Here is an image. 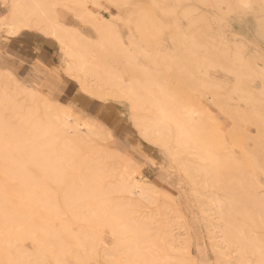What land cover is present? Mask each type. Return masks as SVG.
Instances as JSON below:
<instances>
[{"label": "rangeland", "instance_id": "374dc122", "mask_svg": "<svg viewBox=\"0 0 264 264\" xmlns=\"http://www.w3.org/2000/svg\"><path fill=\"white\" fill-rule=\"evenodd\" d=\"M51 1L54 2V0ZM66 1L55 0L58 22L65 24L59 16L62 11L70 14L72 19L65 25L78 30L82 37L89 39L93 43L92 48L90 45L92 43L89 44L88 50L91 48L90 58L96 60V63L101 61L102 65L109 67L112 74H116V77H118L114 78L115 76L111 75L110 77L113 76L114 78L112 82L110 77H107V74L110 75L111 72L107 73L106 70L108 69L106 67L104 70L106 74H103L102 69L104 68H102L99 75L103 78V83H106L105 86H99V88L97 87V77L89 76L85 81L86 86H80L77 82L78 78L68 76L71 89L75 91V94L72 93V99L70 95L62 97L60 93H57L58 91H53L52 87L55 79L50 76L51 73L44 84L36 86L34 80L19 75L15 70L7 67L10 66L8 62L0 60V70L3 72L1 73L6 74V71L15 73L16 76H14L18 78V84L22 88H27L26 91H34L33 93L38 92L36 99L39 98V93H41L52 101L55 106L60 108L69 107L79 117L84 116L94 121L98 126H102L105 132L108 133L109 131L106 135L107 138L105 137L106 139H96L95 137L92 138V142L88 143V145L92 143L91 146L95 147L94 149L96 152L99 151L98 153L91 146V150L88 151V145V149L85 148V145L81 149L74 148V154L77 153L75 158L71 159L74 168L80 165H88V162L95 165L94 163L96 162L100 170L106 172L99 181L101 188L104 187V190L108 184L116 183L121 171L126 170L128 174L132 173L141 182L143 181L142 184L147 187L146 189L151 193V196L145 200H139L137 196L133 198L124 193H105L97 198V202L96 198L89 197V199L85 196L84 198L80 197V199L79 197H71V195L69 202L68 199H64L65 195L63 194L69 185L72 184L74 185L73 187L76 185L75 188L79 186L81 190L78 191L81 192L83 190V193L86 191L85 187H92V182L87 178L82 179L80 171L76 174L77 177H80L76 180L77 182L69 181L66 178L62 179L60 183L51 181L47 184L48 187L46 186L49 191L47 192L51 195L50 199L42 197L45 201L39 198V200L35 199L32 202L19 201L18 203L7 205V207L17 210V213L21 212V215L31 216L29 223L32 229L34 228L35 230V238L26 237L22 241H17L19 244L16 243V240H14L15 242L13 241L15 246L18 244L16 247L21 246L22 256H28L27 261L30 262L31 260V264L42 260L46 264H61L66 261L70 262V264H118L115 261L120 264H127L125 261L128 260H131V262L134 260V264H242V262L251 261L255 258L256 261L259 257L256 256L259 254V251L255 250L256 247L259 248L260 252L261 248L264 247V218H261L263 223L259 220L260 218H257V221L258 206L257 204L254 205L256 200H259V196L264 197V87L261 85V81H264V45H262L259 33L260 18L261 14L264 13V6H262L264 0ZM62 2H65V4L60 5ZM248 3L253 5L252 9L244 7ZM87 13L91 14H89L90 17ZM250 15L256 17V23L252 27L248 25ZM178 16L185 17L191 24L189 31L178 30L167 23V21ZM5 18L1 19L0 23ZM98 19L110 20V22L105 20L106 23L101 24L103 26L108 24L105 27L106 29L107 27L109 28L108 33H106L107 41L104 43L101 39L102 33L98 29L101 22ZM56 44L58 49L56 47L54 49L57 55L54 60L57 63L54 65L58 66L61 75H66L60 60L59 45L58 43ZM238 47L240 49L239 55L237 54ZM201 59L202 61H200ZM97 60L99 61L97 62ZM231 63L233 64L231 65ZM228 72L235 73V78L229 77L226 79ZM105 75L107 79H105ZM33 78L35 77L33 76ZM136 78L137 80H134ZM146 79H149V82L152 81L148 83ZM132 80L137 81L136 84L140 82L141 85L137 84L139 91H143L142 89L145 87L147 90L152 87L155 91L157 90L156 93L158 94L162 92V94H165L166 92L167 98L170 95L169 98L171 99L169 106H173L174 110L178 108V112L183 117L188 116L191 121L193 120L199 125V132H197L198 129L196 128L198 125L192 129V131L194 130L192 138L193 140H198H195L198 148L192 149V153L185 152L186 156L184 154L181 156L184 157L182 161L185 162V167L181 162L175 161L169 153V148L167 149L153 141V134L140 131V127L136 123L133 124L134 111L131 108L128 109L129 105L122 101L119 96L115 99V95L119 93V89L116 88L124 89L132 83L135 84ZM89 86H93V88ZM95 86L98 90L100 89L99 91L102 94L104 93L103 95H106L107 91L111 92L110 94L113 98H103V95H97L99 92ZM88 87L90 88L89 91H93V93L94 89H96V95H94L95 93H90L87 90ZM158 87L160 89L163 87L162 91ZM115 89L116 91L118 90V93L115 92ZM154 90L151 93L156 94ZM21 98L23 96H19V101L24 102L25 100L28 103L26 94L25 99ZM255 98L257 100L253 101ZM175 107L177 108L175 109ZM39 113L44 118L45 111L43 108ZM257 113L259 114L258 116ZM6 115L8 117L11 115L7 110L3 117L8 122H11V119L8 120L9 118ZM11 124L13 125V123ZM193 124L195 125V123ZM170 145L173 144L170 142ZM202 146L210 152L212 151L211 154L218 156L217 160L220 161H207L203 158L200 149ZM79 154H82V156ZM91 154L95 156L93 155L94 157L92 156L90 161L86 158L89 157L88 155L91 156ZM84 155H87V157ZM99 156L100 158L98 159ZM224 157H227V159ZM141 159L146 162L150 161L155 167L149 168L147 163L141 164ZM73 160H75V163ZM80 162L82 163L79 164ZM106 164L108 165L107 170L106 167H103ZM107 175L110 177L107 178ZM83 180H87V183ZM82 182H85L86 185ZM239 183L242 187H240ZM41 189L36 188L39 194H41ZM92 199L95 201L93 200L94 202H92ZM232 199L233 201H239L237 204L238 213L233 217L235 221L231 220L233 221L232 223L236 224L237 234L240 233L239 237L241 239H236L238 242L236 240L232 242V239L228 238L226 240V233H224L226 224H224L225 220L222 217V210L225 211L227 203H231ZM131 202L134 205H131ZM96 203H99L100 206L102 204V208H98L99 206L95 207L97 206ZM113 204L114 206L116 205L117 208H115L117 210L122 209V213L123 210L133 213L130 212L129 215L128 213H123L120 216L118 215L120 210H112L114 208ZM79 205L83 206L80 207ZM84 205H86V208ZM241 206L243 207L240 209ZM87 207L89 208L87 209ZM244 209L252 211L251 213L255 212L253 213V217L255 216L254 221H257V223L260 221L261 224L254 222L252 226V221H248L245 218V214H243L245 217L243 215L241 217ZM23 211L25 213H22ZM125 214L129 216L128 220L124 219L123 216ZM90 215L96 217H94L95 219L93 218L96 220L94 221L95 223L84 220L86 216ZM103 216L110 217V219L112 217L113 219L116 218V223L119 221L118 224L124 222V224L120 225L123 228L125 227V222L126 224L132 223L129 220L131 217L135 218L136 216H140V218L149 216V220L152 223L148 224L150 231L147 226L146 228L142 227L146 230H140L141 227H137V224L135 230L133 229L134 227L129 229V231L134 230V233H137L136 236L141 241L138 242L134 237L135 234L129 231L124 236L122 235L118 238L114 236L110 227L101 224L105 220ZM98 218L102 221L100 220L99 222ZM119 218L121 219L119 220ZM19 221L16 224L17 226L18 223L23 222L22 224H26L27 222L23 217H20ZM127 221L129 222L127 223ZM214 226H219L215 231H220L219 240L223 241L225 247H219L224 250V253L221 252V254L218 248L215 247L216 240L212 238ZM39 227L42 229L40 230ZM64 228L69 229L67 230L69 232L67 233ZM43 230L46 236L44 233H41L44 236L40 235V231L43 232ZM121 231L124 232V229ZM140 231L143 233L141 236ZM174 234L178 235V241L182 246H180L181 248L178 251L170 248V241L172 236H175ZM242 234L243 236L247 235L246 238L242 239ZM131 235L133 239L135 238L132 240L137 246L131 243L133 241L128 242L129 238L131 240ZM144 235L145 237H142ZM94 237L97 238L95 239ZM141 237L143 240L145 238V240L143 241ZM259 237H262V239ZM80 238L82 241L79 240ZM115 239L122 241H118L117 245L127 242L121 247H116V245H113V243H117V241H114ZM39 240L48 249L44 248L45 250H43L42 246L41 249L37 248L39 247L37 245ZM241 240H246L248 243L252 241L254 246L256 244L259 246H255L251 250L247 249L251 252L247 250V252H244L241 244L245 242L242 241V243ZM60 244L65 249L63 256L61 251H59L61 254L59 252L55 254V250L63 248L59 247ZM78 244L83 247L80 245V248ZM93 244H95L94 247H92ZM23 248L28 251L26 252ZM91 248H95L96 251H91ZM133 249L135 251H131ZM24 251L25 253H23ZM31 251H36L34 252L35 255ZM50 252H53V255L55 254V259L51 258L48 261L46 254ZM29 253L32 255H29ZM104 253H107V256ZM58 254L60 258L56 257ZM100 254H103L104 258ZM108 254L112 255L109 256ZM137 254L138 256L141 254L140 257H142L136 258ZM133 257L134 259L132 260ZM40 258L42 259L40 260ZM82 259L85 262H82ZM107 259L111 260L107 261Z\"/></svg>", "mask_w": 264, "mask_h": 264}, {"label": "bare ground", "instance_id": "6f19581e", "mask_svg": "<svg viewBox=\"0 0 264 264\" xmlns=\"http://www.w3.org/2000/svg\"><path fill=\"white\" fill-rule=\"evenodd\" d=\"M7 1H6V3H7ZM77 1H73V2H77ZM79 1H81V0H79ZM2 2H3V0H2ZM65 2H67V1L65 0ZM65 2L60 3V5L65 4ZM82 2H81V4L84 3V2L83 3ZM8 4H9V1H8ZM9 5L11 7V13L9 15H7V17L2 21V23H0V28L4 29L6 31L5 33H7V35L9 34V35L13 36V34L17 33L18 31H20L24 28H29V29L33 28V29H37L38 31H41L43 34H45L46 36H48L52 40H54L56 43H58L59 52H60V60H61V63L63 64L64 74H66L67 76H72L74 78H78L77 82L80 84V86H83L86 84L85 81L88 79L89 76H92V77L94 76L95 78L97 77V79H96L98 82L97 87L105 86L106 82L103 83V78L101 77V75H99V73L101 72L102 68H104V69H102L103 74H106V73H104L106 71H107V73H110L111 70H109V67H107L106 65H102L101 61L97 60V62L99 61V63L102 65V67L99 63L95 62L96 60H93L90 58L91 55H89V53L91 52L90 50L93 47L92 46L93 43L90 42L89 39L82 37L81 33H79L78 30L71 28L70 26H66L65 24H60L58 22L57 9H56L57 4L55 3V0H54V2L51 0H10ZM66 5H67V3H66ZM84 12H86V11L84 10ZM87 14L89 15L90 13H87ZM90 15H89V17H90ZM105 20L107 22H110V20H108V19H104V20L101 19V20H99L101 22H100V25L98 27L99 32L102 33L101 39H102L103 43L105 41H107V38H106L107 34L106 33H108V31H109V28L107 27V29H108L107 30L105 27L108 24H106L105 26L101 25L102 23H106ZM99 21H98V23H99ZM151 24H153V23H151ZM95 25H96V23H95ZM103 35H104V37H103ZM112 38H114V37H112ZM115 38H116V36H115ZM100 42H101V40H100ZM90 43H92V44H90ZM89 44L91 45L90 50H88L89 46H90ZM103 52H104V50H103ZM200 61H202V59ZM200 64H201V62H200ZM214 64H216V63H214ZM232 64L233 63H231V65ZM216 65H218V64H216ZM216 65H214V66H216ZM106 67L108 70L104 71L106 69ZM1 72L2 71L0 70V264H31V262H32L31 260H30V262L27 261L28 256H25V257L22 256V253H21L22 251L20 249L21 246L16 247L19 244L17 242L19 240L22 241L26 237H29L31 239L35 238V230H34V228L32 229V227L29 223L31 216L21 215L20 214L21 212L17 213L16 212L17 210L12 209V207H7V205L8 204L12 205V204L18 203L19 201H21V202H24V201L32 202L33 200L35 201V199L39 200V198H40V200L45 201L44 199H42V197L45 199H50L51 195L48 193L49 191L46 189V186L51 181H55V183L56 182L60 183V181H62V179L66 178L67 180L69 179V181L75 182L78 178L82 177V179L87 178L92 182V185H91L92 187H85L86 191L83 193H82L83 190L81 192H79L81 190V188H79V186L77 188H75L76 185H75V187H73L74 185H72V184L69 185L68 188H66V191L64 190L65 193H63L65 195V197L63 196L64 199H68V200L71 199V197H74V198L83 197L84 198L86 196L88 198L89 197L94 198V199L96 198L95 200H97V202H98L97 198L101 197L102 194H105V193H107V194L108 193H110V194L111 193L112 194L113 193H124V194H128L130 197H133V198L137 196L139 200H145L151 196L150 195L151 193H149L148 190L146 189L147 187L144 186L139 179H137L138 177L136 178L132 173L128 174L126 170L121 171V173L119 174V178H117L118 181L116 183H114V184H112V183L108 184L107 183L108 185L106 184L107 186H105V188H106L105 190H104V187L101 188L102 186H100L101 184L99 181L106 174V172L100 170V167L98 165H96L97 164L96 162L94 163L95 165L89 164L88 160H90V158H92V156L94 154L93 155L91 154V156L88 155L89 157H87V155H84L87 157V158L86 157L85 158L88 159V160H86L88 162L87 163L88 165H84V166L80 165L79 167L74 168V165L71 162L72 161L71 159H74L75 155H77V153L74 154V148L75 149L76 148L81 149V147L82 146L84 147V145H85V148H87L89 146V149L87 148L89 151V150H91L90 146L92 145V143H91V145H88V143L93 141L92 138L96 137V139L97 138L103 139L106 137V135L109 133V131H108V133L105 132V130L103 129L102 126H98L94 121H92V120H90L84 116L79 117L77 115V113L69 107L65 106L66 108L65 107L60 108L59 106L58 107L55 106L52 101L47 99L41 93H39L40 94L39 98L36 99V95H38L37 94L38 92L33 93L34 91L30 92V91H26L27 88L26 89L22 88L21 85L18 84L19 80L17 77H15L16 76L15 73L13 74L12 72L10 73V72L6 71V74H2L3 72L2 73ZM205 74H207V73H205ZM111 75H113L112 72L110 73V75L107 74V77L108 76L110 77ZM113 76H115L114 78L118 77V76L116 77V74ZM113 76L110 77L112 82L114 79ZM105 77H106V75H105ZM107 77L105 79H107ZM134 80H137V78ZM147 81H148V83H150L152 80L149 82V79H148ZM132 82H135V81L132 80ZM136 82H135V84L134 83L130 84L129 87L124 88V89L117 87L116 89H119V91L117 90L119 93L115 89V92L118 93L117 95H115V99L117 98V96H119V98L122 101H125L129 105L128 109L131 108V110H133L135 113V114L133 113L134 114L133 115V122H134L133 124L136 123V125H138L141 129V130L139 129L140 131H143L144 133L150 132V134H153V138H154L153 141L161 144L162 146L166 147L167 149L169 148V150H170L169 153L172 155V157L175 159V161L181 162L183 164V166L185 167L186 164L184 161H182L184 157H181V156H182V154H184L187 151L189 153H192V149L198 148L196 145V141H198V140L195 139L196 140L195 141L192 138L194 136L193 135L194 130L192 131V129H194L195 126L198 124L196 122H193V120L191 121L190 117H188V116L183 117L182 114L180 112H178L177 107H175V109L176 108L177 109L174 110L173 106L172 107L169 106L170 105L169 102H171L170 101L171 99L169 98V96H170L169 94H168L169 96L167 98L166 92H165V94H162L163 92L161 94H158V93H156L157 90L155 91L154 88H152V87L151 88L148 87L149 90H147V89H145L146 88L145 84H144L145 86H143L145 88L142 89V87L140 86L141 85L140 82H138L140 84L138 86H140V88L145 92H143L141 90L139 91V89L137 87L138 83L136 84ZM99 83H100V85H99ZM239 85H241V84H239ZM89 87H88V89L86 88L88 91L90 90L91 87L93 88V86H91L90 88ZM97 87L95 86V88H97ZM237 87H239V86H237ZM162 88L160 89L158 87V89H160L161 91H162ZM150 89L154 90V92L156 94L151 93L153 91L152 90L150 91ZM91 90H93V89H91ZM99 90L97 88V91L99 92L97 95H99V94H100L99 96L103 95L104 93L102 94V92H100ZM95 91H96V89H94V93H95ZM112 91H114V90H112ZM89 92L93 93V91L92 92L89 91ZM107 92H106V95H103V98H107V97L113 98V96H111V94H110L111 92L110 93H109V91H107ZM158 92H159V90H158ZM25 94L27 95L28 103H26L25 100H24V102H22V101H19V99H18L19 96H23V98H21V99H25ZM170 94H172V93L170 92ZM94 95H96V93ZM235 95H237V94L235 93ZM42 97H43V99H42ZM171 97H172V95H171ZM173 98L174 97H172V99ZM256 98H257V95H256ZM256 98L253 101H256L257 100ZM252 99H254V98H252ZM260 101H261V99H260ZM253 104H254V102H253ZM174 105H175V103H174ZM42 108L45 111L44 118H42V116L39 113L42 110ZM6 110L8 112H10V114H11V115H9V117L6 115L9 118L8 120L11 119V122L10 121L8 122L3 117ZM258 115L259 114L257 113V116ZM11 123H13V125L14 124L15 125L13 126ZM193 123H195V125ZM196 128L198 129L197 132H199L200 131L199 125H198V127L196 126ZM200 129H201V127H200ZM199 135H200V133H199ZM111 137H112V135H111ZM170 142L173 145H170ZM206 142H208V141H206ZM94 148L95 147H92L93 150H95ZM200 149H201V156L203 158H205L207 161L208 160L209 161H216L217 160L218 156H213L211 154L212 151L210 152L207 148H205L203 146H202V148L200 147ZM190 150H191V152H190ZM95 152H96V150H95ZM98 152H96V153H98ZM91 153H92V151H91ZM82 154L81 155L79 154V155L82 156ZM184 156H186V155L184 154ZM99 158H100V156L98 157V159ZM187 159L189 160L190 158H187ZM225 159H227V157ZM184 160H186V159H184ZM188 160H186V161H188ZM74 161L75 160H73V162ZM86 161H84V162H86ZM219 161L220 160H217V162H219ZM81 163L82 162H80L79 164H81ZM256 163H257V161H256ZM103 167L104 168L106 167V170H107L108 165L106 164V166L104 165ZM78 171H80L79 173H81L80 177H77V175H76L78 173ZM108 177H110V176L107 175V178ZM83 181H85L87 183V180H83ZM85 182L84 183L82 182V183L86 185ZM240 187H242V185ZM36 188H42L41 194H39L37 192ZM106 195H103V196H106ZM124 198H123V202H124ZM232 198H233V196H232ZM260 198H262V199H260ZM263 198L264 197L259 196V200H256V203H254V205L257 204V206H258L257 207L258 208V212H257L258 214H256V215H258V217H256V219L260 218L259 219L260 221L262 220L261 219L262 217L264 218V201H263ZM94 199H92V202L95 201ZM127 201H129V200H127ZM232 201H233V199H232ZM232 201H230L231 203H227L228 205L226 204L227 208L224 207L225 211L222 210V217L225 220L224 224H226L225 225L226 227L224 229V233H226L225 239L226 238L232 239V242H233V240H236L239 238L241 239V237H239L240 233L237 234L238 230L236 229V224L232 223L233 221H231L233 219L234 215H236V213H238V211H237L238 205L237 204L239 201L238 202H237V200L233 201V202ZM69 202H70V200H69ZM78 203H79V201H78ZM42 204H43V202H42ZM96 204H97V206H95V207L99 206L98 208H100L102 206V204H101V206L99 203H96ZM114 204H113V206H114ZM124 204H126V203H124ZM132 204L133 203L131 202V205ZM47 205H49V204H47ZM76 205H78V204H76ZM239 205H240V203H239ZM82 206H80V207H82ZM85 206L86 205H84V207ZM87 206H89V205L87 204ZM119 206H120V204H119ZM135 206H136V204H135ZM115 207H116V205L114 206V208L112 210H114V211L120 210L119 213L117 212L118 215H120V216H122L121 214H123V213H128V215H129L131 212V211L125 212L123 210V213H122L121 212L122 209L117 210L116 209L117 207L116 208ZM242 207L243 206H241L240 209ZM248 207L249 206H247V208ZM88 208L89 207H87V209ZM71 209L73 210V208H71ZM94 209H96V208H94ZM109 209H111V207H109ZM248 209H250V208H248ZM59 210H58V212H60ZM24 211L25 212L28 211V213H29L28 208H27V211L26 210H24ZM24 211L22 213H25ZM77 211H80V210H77ZM248 211L244 209L242 211L243 213L241 214V217H243L244 216L243 214H245L246 217L245 216L244 217L248 221H250V222L252 221V226H253L254 222L257 223L258 219H257V221H254L255 216L253 217V213H255V212L251 213L252 211L251 212L250 211L248 212ZM131 213H133V212H131ZM239 214H240V212H239ZM125 215L123 216L124 219L128 220L129 216L126 215V217H125ZM131 215H133V214H131ZM92 216L93 215H90L88 217L86 216L85 217L86 219H84V220L91 222V223H95L94 221H96V220H94V219L96 217L94 216L95 217L94 218ZM20 217H23L27 222H26V224H22L23 222H21L20 223L21 225L18 223V226H17L16 224L19 221ZM103 217H105V220L102 221L101 219L98 218L99 222L101 220L102 221L101 224H105L108 227H110L113 235L116 236L117 238L122 236V235L124 236L129 231L130 228L134 227L133 229L135 230L136 224H137V227H139V226L141 227L140 228V230H141V229H145L146 226L149 228L148 224L152 223V221L149 220V218H150L149 216L143 217V218H140V216H138L139 217L138 218L136 216L135 218L131 217V219L129 220V221H132V223L130 222L131 225H129L130 223L126 224V222H125V227L123 228L121 226L122 227L121 228L120 225L124 224V222H122L121 224H118L119 223L118 218H117L118 223H116V220H115L116 218L113 219L112 216H111L112 217L111 219H110V217L109 218L106 216H103ZM78 218L80 219V217H78ZM78 218H77V220H78ZM252 218H253V220H252ZM120 219L121 218H119V220ZM124 219H123V221H124ZM129 221H127V223ZM238 221H240V220L238 219ZM260 221H259V223H260ZM243 223H245V222H243ZM259 223H257V224H259ZM23 225H25V226H23ZM143 226L145 228H142ZM252 226H251V228H252ZM160 227H161V225H160ZM218 227L219 226L213 227L212 238L214 240H216V242H215L216 244L214 243L215 247L218 248V250L220 251V254H221V252L224 253V250H222V248L220 249L219 247H221V246H223V248H225V247H224L223 241L219 240L220 231L219 232L215 231V230H217ZM77 228H79V227H77ZM126 228H128V229H126ZM41 229L42 228H40V230ZM64 229H66V232H67V230H69L70 227H69V229H67V228H64ZM122 229H124V232L121 231ZM134 230L129 231V232H132L133 234H135L134 237L137 239L136 241L141 242L139 240L140 238L136 236L137 233L136 232L134 233ZM149 231H150V228H149ZM144 232H146V231H144ZM41 233H44L46 236V233L44 230H43V232L40 231V235L44 236V234H41ZM80 235H82V234H80ZM91 235H90V239H91ZM141 235H143L142 231H140V236ZM145 235L142 237H145ZM138 236H139V233H138ZM246 236L245 235L243 236V234H242V237H243L242 239H244V237L246 238ZM83 237H86V236H83ZM256 237H257V235H256ZM92 238H93V236H92ZM94 238L96 239L97 237H94ZM147 238H150V237H147ZM36 239H38V237H36ZM36 239H34V240H36ZM132 239H133V237L131 235V240L129 238L128 242H131L134 240V239L133 240ZM178 239H179L178 235H175V236H172V239L170 241L171 242L170 248L174 249L175 251H178L182 247L181 243H179ZM260 239H262V237ZM14 240H16V243H18L16 246L13 243ZM45 240H46V238H45ZM79 240L82 241L81 238ZM84 240H86V239L84 238ZM142 240H143V238H142ZM144 240H145V238H144ZM246 240H248V239H246ZM246 240H244V241L241 240V242L242 241L245 242L244 244H241V248L244 250V252L247 249L251 250V248H253L255 246H259L257 244L254 246L252 244V241H251V243H248V241H246ZM255 240H256V238H255ZM114 241H117V243H115V244L113 243V245L114 246L116 245V247L117 246L121 247V246L125 245L127 242L126 241L125 244L119 243L120 245H117L118 241L119 242H122V241H120L118 239H115ZM236 241L238 242V240H236ZM39 243H40V240L37 244L39 247H37V245H36L37 248L41 249V246H42L43 250L48 249V248H45V245L43 246L41 243L39 245ZM131 243L135 244L134 241ZM132 244H130V245H132ZM78 245L81 248L82 245L81 244H78ZM94 245L95 244H93L92 247H94ZM59 247H61V244ZM62 247H61L62 248L61 250L60 249L57 251L55 250V254L57 252L61 251L62 256H63L65 249H64V246H62ZM116 247H114L115 250H116ZM37 248H36V250H37ZM241 248H239V249L241 250ZM24 250L26 251V249H24ZM81 250L83 251V249H81ZM92 250H95V248H93V249L91 248V251ZM243 250H242V252H243ZM250 250H247V251L249 252ZM255 250L259 251V254L256 255V256H259L256 261H259L261 258V252H260L258 247H256ZM25 251L23 253H25ZM49 251H51V250H49ZM116 251H118V250H116ZM124 251L126 252V250H124ZM131 251H135V250L133 249ZM31 252H33V254H34V252H36V251H31ZM101 252H102V250H101ZM37 253H38V250H37ZM52 253L53 252H50L48 254L45 253L48 261H50L51 258L55 259L54 258L55 254L53 255ZM128 253H130V251H128ZM128 253H127V255H128ZM104 254H106V256H107V253H104ZM25 255H27V254H25ZM29 255H32V254L29 253ZM100 255L102 258H104L103 254H100ZM111 255H109V256H111ZM140 255L141 254H139V256H138V254H137L136 258L140 257ZM154 256H155V254H154ZM56 257L60 258V255L58 254V256H56ZM130 257H131V255H130ZM140 258H139V261H140ZM41 259L42 258H40V260ZM133 259H134V257L132 258V260ZM145 259H146V257H145ZM110 260L107 259V261H110ZM126 260H127V257H126ZM42 261H44V260H42ZM245 261H246V259H245ZM82 262H85V261H83V259H82ZM105 262H106V260H105ZM115 262L120 264L118 261H115ZM125 262L127 264H130V263L134 264L133 262H135V261L133 260V262H131V260H128ZM61 264H64V263L62 262ZM113 264H115V263H113Z\"/></svg>", "mask_w": 264, "mask_h": 264}, {"label": "crops", "instance_id": "0c3cea01", "mask_svg": "<svg viewBox=\"0 0 264 264\" xmlns=\"http://www.w3.org/2000/svg\"><path fill=\"white\" fill-rule=\"evenodd\" d=\"M6 1L0 0V20L11 13L10 0H8L9 4ZM59 16L65 24L72 19V16L65 11H62ZM5 32L0 28V60L8 62L10 65L7 66L8 68L15 70L19 75L34 80L36 86L44 84L51 73L50 76L55 79L52 87L54 92L58 91L57 93H60L62 97L75 94V91L71 89L68 76L61 75L58 66L54 65L57 63L54 60L57 56L54 49L55 47L58 49V47L50 37L51 40L41 31L33 28H24L13 36L7 35Z\"/></svg>", "mask_w": 264, "mask_h": 264}, {"label": "snow or ice", "instance_id": "6c2138e0", "mask_svg": "<svg viewBox=\"0 0 264 264\" xmlns=\"http://www.w3.org/2000/svg\"><path fill=\"white\" fill-rule=\"evenodd\" d=\"M262 6H264V2H262ZM244 7L247 9H252L253 5L248 3V4H245ZM167 23L170 24V26H174L178 30H181V31H189L191 28V24L187 21L185 17H180V16L174 17L171 20L167 21ZM255 23H256V17L254 15H250L248 19L249 27H252L253 25H255ZM259 33L261 36L262 45H264V13L261 14V18H260ZM239 53H240V49L238 47L237 54L239 55ZM229 77L235 78V73L228 72L225 78L228 79ZM261 85L262 87H264V81H261ZM140 163L141 164L147 163V167L149 168L155 167L150 161L146 162L143 159L140 160ZM34 264H46V262L37 261V262H34ZM64 264H70V262L66 261L64 262ZM242 264H264V247L261 248V258L259 261L251 260V261L242 262Z\"/></svg>", "mask_w": 264, "mask_h": 264}]
</instances>
